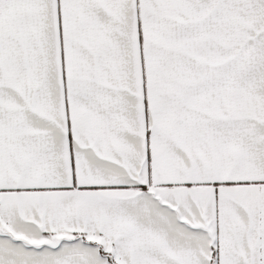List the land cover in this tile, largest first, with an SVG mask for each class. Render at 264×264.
<instances>
[{
    "label": "snow or ice",
    "instance_id": "1",
    "mask_svg": "<svg viewBox=\"0 0 264 264\" xmlns=\"http://www.w3.org/2000/svg\"><path fill=\"white\" fill-rule=\"evenodd\" d=\"M0 264H264V0H0Z\"/></svg>",
    "mask_w": 264,
    "mask_h": 264
}]
</instances>
